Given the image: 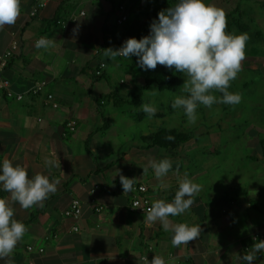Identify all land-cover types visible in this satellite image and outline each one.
Wrapping results in <instances>:
<instances>
[{
	"label": "crops",
	"instance_id": "obj_1",
	"mask_svg": "<svg viewBox=\"0 0 264 264\" xmlns=\"http://www.w3.org/2000/svg\"><path fill=\"white\" fill-rule=\"evenodd\" d=\"M118 1L51 0L32 17V0H21L16 23L0 29V54L12 40L18 42L2 73L10 89L25 92L35 80L46 79V91L58 103L53 108L43 95L30 94L15 100L0 90V174L8 159L23 166L29 179L39 173L50 182L60 180L58 191L49 195L43 208L25 210L9 200L13 218L27 231L12 256L0 259V264H140L137 256L151 261L155 255L166 264H247L241 257L253 251L259 241L252 234L264 228V136L240 132L228 114L224 120L199 124L173 148L142 140L164 128L176 129L163 127V122L130 133L135 118L142 121L148 116L140 108L145 103L140 98L132 108L124 107L127 103L115 108L112 101L100 99L111 91V84L92 74L104 62L102 70L108 77L105 49L127 37L126 31L115 28L119 27L115 6L123 0ZM125 4L127 12L134 6ZM39 37L54 40V45L37 49ZM127 93L134 91L127 92L126 85L119 94L126 98ZM155 107L151 118L159 121L164 112ZM69 120L76 121L73 132L65 126ZM164 158L172 168L164 177L170 187L161 190L154 170L148 167L145 173L142 167ZM45 159L60 160L61 168L47 167ZM177 168L180 178L186 175L202 185V191L189 210L169 219L200 225L202 230L189 244L173 247V234L160 222L149 226L145 214L129 210L131 194L124 193L120 174L144 183L152 203L171 202L179 187ZM94 185L99 188L92 191ZM9 197L0 184V198ZM73 197L81 202L77 221L63 215ZM96 206L101 209L95 210ZM73 224L77 231L71 229ZM257 255L254 264H264V253Z\"/></svg>",
	"mask_w": 264,
	"mask_h": 264
},
{
	"label": "clouds",
	"instance_id": "obj_2",
	"mask_svg": "<svg viewBox=\"0 0 264 264\" xmlns=\"http://www.w3.org/2000/svg\"><path fill=\"white\" fill-rule=\"evenodd\" d=\"M20 12L21 0H0V29L6 25H14ZM226 29L227 19L223 10L206 4L205 0H179L174 6L158 13V19L150 25L148 36L139 40L128 38L119 49H105L104 55L109 59L117 55L126 58L135 55L143 70H155L159 64L182 73L185 76L183 91L187 95L175 97L171 107L183 109L188 123L195 125L198 106L211 109L217 103L237 105L242 100L241 95L230 92L229 87L243 70L242 62L246 59L245 49L249 36L230 34ZM53 45L54 40L46 37L35 42L37 49H48ZM213 92L222 95L217 97ZM152 95L156 93L153 92ZM140 108L149 118L157 111L152 104H141ZM45 165L61 168L60 160L55 159H45ZM148 167L154 170L161 190L170 187L164 180L172 168V162L168 158L149 160L148 166L142 167L143 172L146 173ZM116 174H119V169L114 176ZM176 175L179 187L174 200H155L147 209L144 222L149 226L160 222L164 231L173 234L172 246L180 247L197 239L202 229L200 225L173 223L169 217L182 215L189 210L194 197L202 191V185L194 183L186 175L180 178L179 168ZM120 181L124 193L134 191V178L120 174ZM0 184L10 194L9 199L0 198V259H7L12 256L27 231L22 222L13 218L14 210L9 206V200L18 202L25 210L35 205L43 208L49 195L58 191L60 180L50 182L47 176L39 173L29 179L23 166H14L10 160L4 159ZM252 248V252L241 257L247 264H254L257 254L264 253V240L254 243ZM137 257L140 264H166L161 256L155 255L151 261L147 256Z\"/></svg>",
	"mask_w": 264,
	"mask_h": 264
},
{
	"label": "rangeland",
	"instance_id": "obj_3",
	"mask_svg": "<svg viewBox=\"0 0 264 264\" xmlns=\"http://www.w3.org/2000/svg\"><path fill=\"white\" fill-rule=\"evenodd\" d=\"M257 1L205 0L206 4H211L224 12H228L236 6L243 10L245 15L242 20L247 26L245 34L249 36V39L246 42V59L242 62L243 70L238 73L237 78L231 82L229 87L230 92L241 95V102L237 105L217 103L211 109L200 105L197 108L198 120L195 125L188 123L183 109H173L171 107L175 97L187 95L183 91L185 76L182 73L178 77L175 91H158L155 86H150L147 90H144L142 87L143 76L147 71L138 67L132 56L130 58L116 56L110 59L105 71L110 79L111 91L122 93L124 87L127 85V92L130 89L136 94L143 92V94L139 95L141 98L140 102L150 103L154 106L157 105L164 112V117L159 121L148 116L142 119V121H138L135 118L136 125L131 128L130 133L144 130L146 124L163 122V127L172 126L180 132L189 134L193 133L195 127L200 126L199 124L206 123V121L207 123H213V119L220 117L224 120L225 115L228 114L229 118L236 122L237 127L240 128V132L242 129H244L245 133L251 130V133L255 135L264 136V131L260 128V124H264V7ZM178 2V0L126 1L125 3L134 5L128 12V22L125 25L126 34L128 35L130 29L144 23L148 12L155 11L159 13L165 10L164 6L171 7ZM115 28L122 30L121 27L115 26ZM111 48L113 49V47ZM92 66L94 65L92 64ZM121 79L125 81L123 84H121ZM100 83L107 85L104 79H101ZM153 92L156 95H152ZM212 94L217 97L222 95L219 92H213ZM124 107L130 108L129 105ZM133 110L136 112L135 107ZM207 147L210 148V146Z\"/></svg>",
	"mask_w": 264,
	"mask_h": 264
},
{
	"label": "trees",
	"instance_id": "obj_4",
	"mask_svg": "<svg viewBox=\"0 0 264 264\" xmlns=\"http://www.w3.org/2000/svg\"><path fill=\"white\" fill-rule=\"evenodd\" d=\"M109 1H113V0H109ZM257 2L262 7H264V0ZM164 8L167 9L169 7L164 6ZM225 14L227 19L226 31L230 34H236V35L245 34L247 26L242 20L243 16L245 15V12L241 10L238 6H236L232 10L225 12ZM157 19H158L157 12L155 11L148 12L146 14V20L144 21V23L140 24L135 28L130 29L126 39L134 37L139 40L145 36H148L150 34L151 23ZM127 22L119 26L124 31L126 30L125 25L127 24ZM126 39L117 40L109 46L113 47V49H117L118 46H122L124 44ZM132 57L134 58L136 65L139 67L137 63L139 58L135 55H132ZM98 68L99 66H97L95 70L92 71L93 75H95V71ZM146 71H147L146 74L143 76V85H142L143 89H148L150 86H155L158 91H175V86L177 85L178 77L181 75V73L176 72L175 69H169L159 64L157 65L155 70H146ZM98 78L106 79V81L110 85V81L108 77L104 74V70H101V75ZM140 94H142V92L138 94L131 93L128 94L127 97L125 98L121 96L118 92L110 91L108 94L101 96L100 99H108L109 101L113 102L115 108H120L123 107L125 103H127V105L130 106L132 105L133 102H138L140 100V96H139ZM107 125L108 124H106V126ZM168 137H171L172 139H168ZM187 137H188L187 134L180 132L177 129L164 128L156 133L143 137L142 140L149 145L173 148L175 145L186 141Z\"/></svg>",
	"mask_w": 264,
	"mask_h": 264
},
{
	"label": "built area",
	"instance_id": "obj_5",
	"mask_svg": "<svg viewBox=\"0 0 264 264\" xmlns=\"http://www.w3.org/2000/svg\"><path fill=\"white\" fill-rule=\"evenodd\" d=\"M51 0H32L29 15L35 16L38 11L45 7V5ZM126 0H123L115 6V24L120 26L128 21V12L125 4ZM81 15L84 14L83 11L79 12ZM64 26V22H61ZM36 38L35 42L40 39ZM121 46H118L119 49ZM18 49V42L12 40L9 47L0 54V90L2 93L8 97L15 100H21L24 97V94H30L32 96L43 95L47 103H49L53 108L58 107V103L54 100V96L51 92H47L46 88L48 85V80L38 79L33 82V84L25 90V92H13L9 87V81L3 76V71L9 64L10 59L12 58L14 52ZM105 67L104 62L99 63V68L95 71V76L99 77L101 75V70ZM66 128L68 132H73L76 128V121L69 120L66 123ZM99 188L98 185H94L92 191H95ZM131 199L128 205L129 210L135 211L138 213L146 214V211L151 207L152 202L150 194L148 192L147 186L144 183L134 182V191L130 192ZM91 202L95 203V198H91ZM138 206V207H133ZM101 206H96L95 210H100ZM81 202L78 198H71L67 208L63 210V215L77 221L81 216ZM73 231L78 230V226L73 224L71 227ZM252 239L255 241L264 240V228L255 231L252 234Z\"/></svg>",
	"mask_w": 264,
	"mask_h": 264
}]
</instances>
